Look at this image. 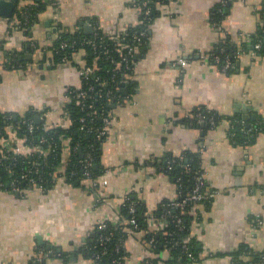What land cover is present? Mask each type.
<instances>
[{
  "label": "crops",
  "instance_id": "1",
  "mask_svg": "<svg viewBox=\"0 0 264 264\" xmlns=\"http://www.w3.org/2000/svg\"><path fill=\"white\" fill-rule=\"evenodd\" d=\"M28 1L19 0L18 6ZM42 1L45 10L27 28L15 12L11 18L0 16V111L13 116L43 111L35 117L46 126H67L66 95L81 86L85 52L55 63L51 46L57 32H85L89 24L92 31L97 25L115 36L137 25L140 12L132 0ZM263 1L233 0L218 28L212 19L218 0L156 2L146 45L135 60L134 89L109 107L111 123L100 145L103 171L92 179L97 185L91 179L82 186L65 181L66 146L47 192L31 190L21 197L0 191V264H93L84 242L99 220L119 218L127 196L146 209L149 229L159 231L151 216L163 200L176 197L177 186L154 164L168 155L195 152L216 192L210 203H195L188 211L189 240L199 249V264H232V253L243 245L264 264V130L245 144L229 135L234 115L245 126L264 118V37L254 55L244 39L238 42L239 32L256 34ZM225 41L241 48L233 72L201 57L226 46ZM12 55L23 62L10 66ZM178 58L186 64H174ZM198 109L221 119L199 127L190 121ZM143 234L127 237L124 264L146 258L182 264L166 248L153 251ZM54 249L63 255H47Z\"/></svg>",
  "mask_w": 264,
  "mask_h": 264
},
{
  "label": "trees",
  "instance_id": "2",
  "mask_svg": "<svg viewBox=\"0 0 264 264\" xmlns=\"http://www.w3.org/2000/svg\"><path fill=\"white\" fill-rule=\"evenodd\" d=\"M158 1L164 0H157L156 2ZM156 2L151 5V15L143 18L142 14H140V21L137 25L119 34L122 45H119L115 40L117 35H106L98 29L97 25L91 33H85L79 29L74 31L62 29L57 32L51 46L53 61L55 63L72 61V51H84L85 64L82 67L91 66L93 68V73H91L88 78H81L82 81L79 88H93V90L89 92L92 96L90 98L88 96L84 101L87 103L92 102L94 113H91L92 109L88 108V104H84L85 106L83 107L77 102V98L75 97L76 88H71L68 91L72 99L64 106V110L69 119V124L67 126H46L44 121L35 123V115L44 113L43 111L29 109L24 115H18L16 118H14L12 114L0 111V149L3 151L1 154L3 159L0 160V182L3 183L1 189L9 190L11 188V180L15 179L16 185L20 188L34 189L33 186L41 185L44 192H47L53 187L55 182L52 176H55L57 179L58 175L56 173L58 172L56 167L61 161L63 150L66 146L69 148L70 154L68 160H66L67 167L64 172L65 181L77 186H82V184L88 180L83 175V157L80 155V148L83 154L84 151L93 146L91 149L93 153V163L97 165V168H94V165L91 167L90 179L97 178L101 174V171H103L99 165L101 141L97 140L96 131L103 124L102 113L110 110L105 93L107 90L119 85L127 76L129 80L130 77L133 76L132 72L134 69L132 70L131 66L128 68L123 63L117 69L116 62L126 54L127 48L124 47L123 44L131 42V35L133 32L135 30H141L145 23L151 25L155 13L154 7ZM232 2L224 6L220 12L216 9L219 6L217 2L212 14L213 23L216 22L219 24L221 22L222 16L227 9L230 8ZM46 6L47 3L42 0H29L25 5L17 7L14 16L18 17L27 28V25L36 21L38 14L44 11ZM258 12L260 19L264 18V13L261 8H258ZM257 33L261 34L260 31ZM148 34L149 30L147 32V37ZM252 37L255 38V35ZM88 40L95 43V48H93L91 44L86 43ZM62 41L67 42L68 46L60 48ZM73 41L76 43L71 45ZM225 43L226 46H220L209 53L220 54L222 58L226 56L235 63V56L241 51V48H239V44L237 45L233 43V41H225ZM145 45L146 43L140 48L139 52ZM138 53L130 56L129 59L135 63ZM19 58V56L12 55L9 65L15 67L17 66V62H23L20 61ZM227 72H233V70H228ZM133 85L134 81L131 79L127 85V87L130 88V92L134 89ZM97 93H101V95ZM114 97L121 100V92L117 91ZM201 113H205L206 116L214 115L216 120L221 119L212 112L201 111ZM81 118H84L83 122L80 121ZM193 119L194 118L191 119L192 122L194 121ZM29 120L33 121V130L28 128L27 122ZM241 120V117L238 115H234L230 118V121L238 122L234 123L233 126L229 128V135L233 133V136L230 135V137L237 143H248L258 132L264 130V122L261 121L262 118L256 120L252 125L248 124V126H245ZM193 124L200 127L195 121ZM81 125L85 128L92 129V132L80 129ZM205 126L212 127L207 124L201 125V127ZM242 128L244 130L252 128V134L247 135ZM41 138H44L45 141L40 142ZM7 142L11 148L9 150L5 147V143ZM19 144H23L26 151H20L18 147ZM12 148L16 149V151ZM5 155L7 158H4ZM154 165L173 178L177 186L175 198L178 200L188 196L196 184V176L200 173L204 174L200 163V154L196 152L183 153L178 156L168 155ZM34 168H39L42 175L41 179H38L37 175L33 173L32 169ZM10 172H12V174H10ZM22 174H25V178H21ZM31 179H35L36 183H32ZM203 181L204 185L201 187L200 192L206 193L211 191L212 188L204 175ZM210 201H206L203 204H208ZM130 204L134 205L133 211L129 209ZM193 204L195 203L192 201L188 202L184 210H182L181 208L171 207L170 199L163 200L153 214L155 217L165 216V223L159 231L155 232L148 227L149 218L146 209L140 206L132 196H127L119 210V218L117 221L114 223L110 220H106L102 228H99L96 224L84 242L83 251L95 264H112L114 260H119L121 264H124L126 254L125 241L127 237L133 232L143 231L144 241L146 244H149L150 247L152 246L151 248L153 251L166 248L171 255L181 257L185 262L187 261V257L182 249V241L185 237L189 236L190 214H188V211ZM166 209H170L171 212L166 213ZM183 211L184 213H182ZM132 216L136 220V227L129 222ZM178 218H181V222H177ZM107 236L110 238L109 240H100ZM151 239H153L154 242H151ZM188 241V245L191 247L194 255H199V249L195 245L193 239ZM54 253V256L63 255L55 249ZM95 255H99V258L96 259L94 257ZM241 255L246 256L247 259L241 258ZM232 257V264H262L258 254L251 252L244 245L233 252ZM143 262L158 264L155 259L150 260L148 258L142 259L138 264Z\"/></svg>",
  "mask_w": 264,
  "mask_h": 264
},
{
  "label": "built area",
  "instance_id": "3",
  "mask_svg": "<svg viewBox=\"0 0 264 264\" xmlns=\"http://www.w3.org/2000/svg\"><path fill=\"white\" fill-rule=\"evenodd\" d=\"M157 0H132L131 4L133 6H135L136 8H138L140 14H142L143 18L148 17L149 15H151V5L156 2ZM232 2V0H218V4L219 6L216 8L218 12L221 11L222 8H224V6H226L228 3ZM259 8L262 9V12L264 13V3H262V5L259 6ZM213 25H215L218 28V24L216 22L213 23ZM150 28V24L145 23L144 27L141 30H135L133 32V34L131 35V42L130 43H125L123 44L124 47L127 48L126 54L123 55L121 57V59L119 61L116 62V68L118 69L123 63L130 68L129 66H131L132 70L134 69V62L132 60L129 59L130 56H133L135 53H138L140 48L146 43V39H147V32ZM261 32V34L257 33V32ZM255 35V38H253L252 34L242 31L238 33V42L242 41L243 39L249 44V47L251 48L250 50V54L254 55L256 53H258L260 51V49L262 48V38L264 37V18L260 19V24L258 27ZM115 40L117 41V43L119 45H122L121 43V37L120 35H117L115 37ZM74 43H76L75 41H73L71 43V45H73ZM86 43L91 44L93 48H95V43L93 41L88 40ZM68 46L67 42L62 41L60 44V48H65ZM249 48V49H250ZM245 51V50H244ZM76 51H72V55L74 56V54H76ZM201 57L204 60H207L209 62H211L212 64L216 65L220 70L222 71H228V70H233L234 69V63L227 58L226 56L224 58H222V56L220 54H213V53H207V54H202ZM178 64L180 66H184L186 64V60L184 58H178L176 60V62L174 64ZM93 73V68L91 66H84L82 68L79 69V75L81 78H88V76ZM133 73V72H132ZM127 75V74H126ZM126 78V77H125ZM128 76L126 79H123L122 82L119 83V85L121 83H124L126 86L128 85L129 81L132 79V77H130V80L128 81ZM119 85H117L116 87L107 90V92L105 93L106 96V101L107 104L112 103L116 100V98L114 97L115 93L117 91H120V87ZM93 88L89 87L88 89H80L79 87L76 88V94L75 97L77 98V102L79 104H81L83 107L88 104V108H91V113H94V109H93V104L92 102L87 103L86 101H84L88 96L89 98L92 96L91 94H89L90 91H92ZM70 93V92H68ZM100 94L101 93H97ZM128 98L130 97V94L128 93L127 95ZM72 99L70 94L66 95V100L70 101ZM85 104V105H84ZM201 109H198L196 112H194L192 118H194L193 120L195 121L196 124L198 125H209V126H215L217 121L214 117V115H210V116H206L205 113H201ZM102 126L96 131V138L99 141H103L108 133V128L110 126L111 123V114L109 111L107 112H103L102 113ZM191 118V119H192ZM80 121H84V118H81ZM191 121V120H190ZM193 121V122H194ZM262 122H264V118H262L261 120ZM192 122V121H191ZM192 122V123H193ZM234 123H238L236 121H230V127L233 126ZM28 124V128L30 130H33V121L29 120L27 122ZM80 129L82 130H86L87 132H92V129L90 128H85L83 125H81ZM242 130H244L242 128ZM251 130L252 128H248L247 130L245 129L244 131L246 132L247 135H251ZM231 136H233V133L230 134ZM45 139L41 138L40 142H44ZM5 147L9 150L11 149L9 146V143H5ZM93 146H91V148L87 149L86 151L83 152L82 154V162H83V175L84 177H86L87 179L91 178V167L94 165L93 163V153L91 151ZM13 150L16 151V149L12 148ZM2 149H0V160L3 159L2 157ZM7 158V156L5 155L4 158ZM170 163V162H169ZM170 168V166H169ZM33 173L35 175H37L38 179L42 178L41 172L39 170V168H34L32 169ZM10 174H12V172H10ZM203 173H200L199 175L196 176V184L194 185V188L192 189V192L186 196V197H182V199L178 200L177 198H173L170 199V205L171 207L174 208H181L182 210H184V207L188 204V202L192 201L194 203H204V202H208L210 201L216 194L215 191H209L206 193H201L200 189L201 187L204 185V181H203ZM21 178H25V174L21 175ZM52 178L55 180V176H52ZM92 180V179H91ZM15 179L11 180V188L8 189H1V187L3 186V183L0 182V191H7V192H12V193H16L17 195L23 197L25 196V194L31 190H37V191H41L44 192V189L42 188L41 185L39 186H33L34 189H24V188H20L16 185L15 183ZM32 183H36L35 179H31ZM96 180H92L91 183L95 186L97 185ZM26 192V193H25ZM25 193V194H24ZM130 211H133L134 209V205L130 204L129 206ZM167 212L166 213H170L171 210L170 209H166ZM184 213V211L182 212ZM164 218L165 216H160V217H155V216H151V219L156 220V222L159 223L160 227L164 226ZM118 218H113L110 217L109 219H101L99 220V222H97V225L99 228H102L104 226V222L106 220H110L112 222H116ZM130 224H132L134 227H136V220L135 218L132 216L129 220ZM177 222H181V218L177 219ZM110 238L107 236L105 238H101L100 240H109ZM189 240V236L185 237L182 241V249L184 251V254L187 257V261H183L181 257H173L176 259L177 263H182V264H199V258L200 255H194V252L191 250V247L188 245V241ZM151 242H154L153 239L150 240ZM118 250V249H117ZM47 255L50 256H54L55 253L52 250H48L47 251ZM96 259L99 258V255H95L94 256ZM144 260V259H143ZM93 264H95L92 261ZM112 264H121V262L119 260H114ZM141 264H148L147 262H143Z\"/></svg>",
  "mask_w": 264,
  "mask_h": 264
},
{
  "label": "water",
  "instance_id": "4",
  "mask_svg": "<svg viewBox=\"0 0 264 264\" xmlns=\"http://www.w3.org/2000/svg\"><path fill=\"white\" fill-rule=\"evenodd\" d=\"M18 2L19 0H0V16L1 17H6V18H11L13 13L18 7ZM47 23V22H46ZM85 28V33H91L92 32V27L89 24H84ZM120 87V92L124 95L128 94V87L124 84L121 83L119 85ZM114 104L109 105V107H113ZM245 113V111H243ZM16 118V116H14ZM35 123H40V116H36L35 118ZM80 155L82 156V150L81 148L79 149ZM94 168H97V165H94Z\"/></svg>",
  "mask_w": 264,
  "mask_h": 264
}]
</instances>
